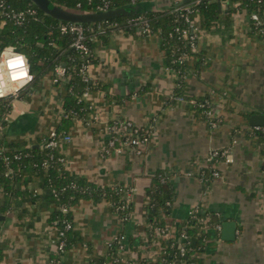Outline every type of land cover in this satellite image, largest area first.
<instances>
[{
  "label": "crops",
  "instance_id": "1",
  "mask_svg": "<svg viewBox=\"0 0 264 264\" xmlns=\"http://www.w3.org/2000/svg\"><path fill=\"white\" fill-rule=\"evenodd\" d=\"M139 3V9L176 4L174 0ZM230 6L229 0H222L220 21L207 31L196 15L200 27L196 49L206 66L198 72L195 56L186 62L184 94L211 96L213 115L219 120L216 127L186 100L166 105L178 74L169 65L160 36L120 29L106 41L96 42L89 75L98 89L84 95L92 112L84 116L87 122L74 120L68 132L73 139L63 152L72 175L102 186L132 187L131 217L124 223L107 200H80L72 212L82 241L60 254L58 228L51 220L55 203L45 199L49 191L40 189L38 196L7 203L0 189V214L4 216L0 222L4 249L0 264H93L108 259V242L121 234L127 248L124 258L136 262L138 252L130 250L129 243L144 235L145 191L159 170L166 171L174 187L173 218L183 220L192 211L201 210L237 224L232 241L222 239L221 229L214 249L200 255L204 264H264V155L250 123L253 114L264 113V39L253 30L251 14L240 2L233 3L231 14ZM3 26L0 21V52L14 46L1 50ZM55 75L53 70L36 85L30 82L22 89L19 98L12 100L0 134L30 143L37 135L57 128L69 80L55 82ZM100 85L117 97V104L107 100ZM117 119L130 120L150 134L140 153L121 141L115 147L107 145L104 128ZM224 150L226 155L212 163V153ZM215 168L221 171L219 178L211 175ZM31 186L39 188L40 178ZM221 225L223 228V222ZM140 251L146 258L156 254Z\"/></svg>",
  "mask_w": 264,
  "mask_h": 264
},
{
  "label": "trees",
  "instance_id": "2",
  "mask_svg": "<svg viewBox=\"0 0 264 264\" xmlns=\"http://www.w3.org/2000/svg\"><path fill=\"white\" fill-rule=\"evenodd\" d=\"M6 1L16 9H26L28 6L38 9V19H32L30 23L24 26L16 25L0 16V21L4 23L1 50L8 45H15L28 56L30 71L34 76L31 85H36L46 74L55 70L59 65L65 64L68 69L69 88L62 101V120L56 128L58 135L66 134L74 125L75 119H83L87 122L86 117L92 112L84 100V95L93 89H98V87L91 79H86L80 69L87 59L93 63L94 56L81 54L73 48L71 36L61 34L59 29L60 24L67 22L58 20L39 9L32 0ZM107 1L110 3L111 9L126 7L130 12L110 20L91 24L84 23L91 28L87 37L92 49L98 40L106 41L112 32L120 29L133 34L160 36L161 46L167 55L169 65L178 74L176 88L169 96L166 105L175 102L177 97H182L183 100L190 103L197 114L211 124L212 119L206 114V110L209 109L208 102L212 104L211 96L190 97L184 94L187 64L181 63L179 56L182 54L195 56L198 72L205 68V61L202 54L193 48L190 35L185 36L176 28L179 26L184 29L188 26V22L185 20V8L190 7L193 11L188 16L195 19L196 15H199L201 28L206 31L209 30L220 21L222 10L219 0H176L175 5L166 8L147 9L143 7L136 11L135 6L143 0H52L55 5L77 12L96 11L98 5ZM234 2H240V5L250 14L253 12L258 14L260 25L257 28L254 27L253 30L264 39V0L261 2L258 0H229L231 5L229 14L235 10L232 6ZM131 10L134 11L131 12ZM139 16L145 17L149 24V32L143 33L144 21L138 20L137 17ZM100 88L106 90L105 85H100ZM106 98L112 105L118 103L117 97L108 92H106ZM11 108L12 98L0 99V125H6V115L11 111ZM211 108L213 109V104ZM125 121L126 119H117L109 122V125L115 122L121 124ZM216 122L219 123V120L216 119ZM133 133V128L120 129L111 133V136L121 135L120 140H125ZM143 133L148 132L142 130L139 135L142 136ZM46 137L47 134H40L34 137L30 143H27L11 140L3 134L0 135V189L5 192L7 203L18 197L38 196L40 189H47L49 195L45 199L49 203L57 205L64 203L72 207L82 199L107 200L124 223L130 219L134 207L133 202L125 209L122 206L125 204L123 193L132 187L123 184L98 185L85 177L72 175L66 165L58 161L54 162L53 167L43 166L42 162L48 153L61 154L62 148L68 144H61L54 150L44 149L43 142ZM258 137L263 145L264 155V132L259 131ZM109 139L110 136L107 138V145ZM15 154H20L21 157L14 159ZM7 155L12 157L10 163L5 160ZM219 157L221 156L213 158L212 163H216ZM8 169H11L12 172L5 175V171ZM37 177L40 178L39 188L31 186ZM51 190H54L55 194L51 193ZM174 193V187L168 180L166 171H157L145 191L146 222L141 226L144 235L139 238H132L129 243V249L138 252L137 261L135 263L117 261L123 239L121 234L109 250V260H95L93 264H204V258L199 253L214 249L220 233L215 229V226L222 223L220 216L216 213L207 214L201 210H195L188 218L176 220L172 216ZM51 220L59 230L65 232V249L63 252L82 241L74 225L72 208L68 212H62L60 209L54 210ZM68 222L71 227L67 229L66 224ZM164 228L169 229L170 235L161 232L160 229ZM183 233L185 238L181 237ZM194 239L196 242L193 245ZM180 243L186 245L187 249L184 254L180 251ZM141 249L156 251L154 255L156 259L142 257ZM3 257L4 249L0 243V261Z\"/></svg>",
  "mask_w": 264,
  "mask_h": 264
},
{
  "label": "built area",
  "instance_id": "3",
  "mask_svg": "<svg viewBox=\"0 0 264 264\" xmlns=\"http://www.w3.org/2000/svg\"><path fill=\"white\" fill-rule=\"evenodd\" d=\"M176 1V0H175ZM259 2L263 1V0H258ZM110 3L107 1L103 4H100L97 6L96 11L97 12H102V11H108L110 10ZM186 15H185V20L186 22H188V26L185 27L184 29L180 28L179 26L176 28L177 31L182 32L183 35L188 36L190 35V40L192 42V46L193 48H196L197 46V40H198V33L200 31V27L197 24L195 19H191L190 16H188V14H190L193 9L190 7H186ZM0 16L3 18H6L7 20H9L10 22L19 25V26H24L28 23L31 22L32 19H38V9L36 7L33 6H28L26 9H16L15 7H13L11 4L7 3L6 0H0ZM138 20H143L144 21V28H143V33H147L149 32V24L148 22L145 20L144 16H139L137 17ZM250 19L252 22V27H258L260 25L259 22V16L256 12L251 13L250 15ZM99 27H101V25H99ZM60 32L61 34H67L71 36V45L73 48H75L77 51H79L81 54L84 55H89V56H94L93 55V49L89 44V39L87 37L88 31L91 29L90 26L85 25L84 23H73V22H67V23H62L59 26ZM15 51L18 53H23L21 52L17 46H13ZM3 52V51H2ZM25 54V53H24ZM26 55V54H25ZM27 56V55H26ZM28 57V56H27ZM188 58L187 54H182L179 56V61L181 63H186V60ZM29 62V59H28ZM30 64V62H29ZM91 60L87 59L85 61V63L82 65L80 71L82 74H84V77L86 79H90V75H89V69L91 66ZM56 75L54 77V81L55 82H59L60 80L63 79H68L70 80V77L68 75V69L66 68V66L63 65H59L56 67ZM30 74L32 75V77L34 78L33 74L30 71ZM33 80V79H32ZM32 80L30 82H32ZM29 82V83H30ZM29 83H27L26 85H28ZM26 85L22 88L19 89V91H12L10 92L6 97L4 98H12V100L19 98L20 93L22 91V89H24L26 87ZM10 87L15 88V85H10ZM3 99V98H0ZM177 100H183L182 97H177ZM13 104V103H12ZM210 102H208V106L209 109L206 110V114L209 118L212 119V123L211 125L213 127L218 126V122H216V119L214 118L213 115V110L211 108ZM10 115V112L7 113L6 115V120L7 117ZM97 118V117H95ZM4 128V125H0V131ZM134 129V133L132 136H129L127 139L125 140H120L121 139V135H116V136H111V133L119 131L120 129L123 130H128V129ZM105 129V133L108 134V137L110 136V139L108 141V145L109 147H115L116 143L118 141L123 142V145H128L131 146L132 148H134L137 152H141L140 146L143 144H146L149 142L150 140V134L149 133H143L142 136H140V132L142 131L140 127L135 126V124L130 121V120H126L123 123H118L115 122L112 125L107 124ZM262 131L264 132V125H256L253 127V132L258 135V132ZM1 135V134H0ZM73 137L71 133H66L63 135H58L56 128L52 129L49 131V133L47 134L46 139L43 142V148L44 149H51L54 150V148H57L58 146H60L61 144H66V143H70L72 141ZM64 148V147H63ZM63 148L61 150V154H56V153H48V155L44 158L42 164L43 166H47V167H53L54 166V162L58 161L61 162L65 165H67V161L68 158L65 156L64 152H63ZM119 150V149H118ZM121 150V149H120ZM106 151L108 152L109 149L107 148ZM226 151H215L212 153L211 155V160L213 158H216L218 156H222V155H226ZM21 157L20 154H15L14 159H19ZM5 160L7 161V163H10V161L12 160V157L10 155H7ZM12 170L8 169L5 171V175H9L11 174ZM212 177L213 178H219L221 175V171L218 169H214L212 171ZM201 179L203 180L204 177L202 175ZM132 191L133 189H128L123 193V196L125 198V204L122 206L123 209L127 208V206L130 205L131 202H133V196H132ZM51 193L55 194L54 190H51ZM263 193H264V186H263ZM56 209H60L62 212H68L69 209H71L72 207L70 205H66L64 203L62 204H55ZM195 211V210H194ZM192 211L190 213V215L194 212ZM71 224L68 222L66 224V228H70ZM215 229L218 231H221L222 229V225L221 224H217L215 226ZM161 232L163 233H167V235H170V231L168 228H164V229H160ZM65 232L61 231L58 229V237H57V249L59 252H63L65 249ZM182 238H185V234L183 233L181 235ZM118 239V236L116 237V240ZM122 245L119 249V254L120 253H124L125 251V244L124 242L121 240ZM112 244H110V248L112 247ZM180 251L182 254H184L186 252V245L184 243H180ZM110 250V249H109ZM203 252L199 253V255H201ZM152 258V260H155L156 256H149ZM122 261V262H127L129 263L127 258L124 257H120V255H118L117 257V261ZM104 264H113V263H104Z\"/></svg>",
  "mask_w": 264,
  "mask_h": 264
},
{
  "label": "water",
  "instance_id": "4",
  "mask_svg": "<svg viewBox=\"0 0 264 264\" xmlns=\"http://www.w3.org/2000/svg\"><path fill=\"white\" fill-rule=\"evenodd\" d=\"M32 2L44 12L56 17L58 20L64 22L73 23H86L91 24L94 22L110 20L120 15L130 12L126 7L110 9L108 11H92V12H77L67 9L60 5H55L52 0H32ZM220 7L222 0H219ZM135 11L139 9V6H135ZM134 11V10H133ZM131 10V12H133ZM65 66V64H63ZM250 123L253 126L264 125V113H256L250 117ZM4 219V216L0 214V222ZM222 239L224 240H235L237 235V224L236 222H228L222 219ZM196 240H193V245Z\"/></svg>",
  "mask_w": 264,
  "mask_h": 264
},
{
  "label": "clouds",
  "instance_id": "5",
  "mask_svg": "<svg viewBox=\"0 0 264 264\" xmlns=\"http://www.w3.org/2000/svg\"><path fill=\"white\" fill-rule=\"evenodd\" d=\"M32 79L28 57L24 53L16 52L13 46L0 52V98L12 91H19ZM10 85L16 87L12 88Z\"/></svg>",
  "mask_w": 264,
  "mask_h": 264
},
{
  "label": "rangeland",
  "instance_id": "6",
  "mask_svg": "<svg viewBox=\"0 0 264 264\" xmlns=\"http://www.w3.org/2000/svg\"><path fill=\"white\" fill-rule=\"evenodd\" d=\"M175 1V0H174ZM176 2V1H175ZM190 57H189V55H188V58H187V60H186V62H188V59H189ZM212 99V98H211ZM133 198V197H132ZM119 236V235H118ZM123 241V240H122ZM114 242H116V238H114L112 241H109L108 242V244H107V248H108V250L110 249V244L111 243H114ZM125 244V243H124ZM126 245V244H125ZM127 248H126V246H125V250H126ZM118 255H120V257H124L123 256V252L122 253H118ZM128 261L131 263V262H133V263H135V261H133V260H131L130 258H128Z\"/></svg>",
  "mask_w": 264,
  "mask_h": 264
}]
</instances>
